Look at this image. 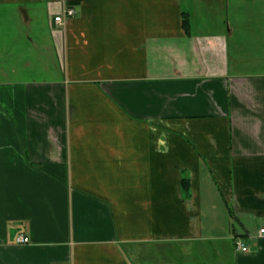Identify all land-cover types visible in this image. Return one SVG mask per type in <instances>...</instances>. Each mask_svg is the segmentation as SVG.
<instances>
[{
  "label": "crops",
  "instance_id": "crops-1",
  "mask_svg": "<svg viewBox=\"0 0 264 264\" xmlns=\"http://www.w3.org/2000/svg\"><path fill=\"white\" fill-rule=\"evenodd\" d=\"M191 19L0 0V264H264V74L231 73Z\"/></svg>",
  "mask_w": 264,
  "mask_h": 264
},
{
  "label": "rangeland",
  "instance_id": "rangeland-1",
  "mask_svg": "<svg viewBox=\"0 0 264 264\" xmlns=\"http://www.w3.org/2000/svg\"><path fill=\"white\" fill-rule=\"evenodd\" d=\"M182 3L183 8L192 14L194 32L222 35L219 55L231 73L264 74V0H182ZM211 201L218 206L214 215L221 220L226 213L230 218L224 202L215 197ZM211 201L204 199L203 207L210 206ZM154 249L155 246H148L145 250ZM169 249L164 246L162 252L171 253ZM153 252L146 253L154 255ZM132 256L129 255L133 264H138ZM154 256L161 257V251Z\"/></svg>",
  "mask_w": 264,
  "mask_h": 264
},
{
  "label": "built area",
  "instance_id": "built-area-1",
  "mask_svg": "<svg viewBox=\"0 0 264 264\" xmlns=\"http://www.w3.org/2000/svg\"><path fill=\"white\" fill-rule=\"evenodd\" d=\"M74 13H75V9L72 6H65L63 7L62 12L60 14L54 16V21L60 25H64L67 19L73 16ZM263 234H264V227H261L258 231V235L261 236ZM16 242L28 243L29 237L24 233H19L18 236L16 237ZM235 248L241 251H246L248 249V247L241 239H237L235 241Z\"/></svg>",
  "mask_w": 264,
  "mask_h": 264
},
{
  "label": "trees",
  "instance_id": "trees-1",
  "mask_svg": "<svg viewBox=\"0 0 264 264\" xmlns=\"http://www.w3.org/2000/svg\"><path fill=\"white\" fill-rule=\"evenodd\" d=\"M187 12H183V27H185V30L188 32V16ZM182 187L186 194H188L189 185H188V178L183 176L182 178Z\"/></svg>",
  "mask_w": 264,
  "mask_h": 264
}]
</instances>
